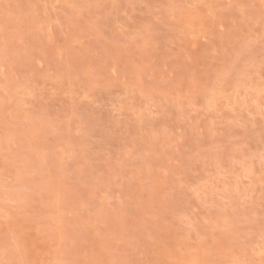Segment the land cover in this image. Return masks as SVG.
<instances>
[{
	"label": "rangeland",
	"instance_id": "374dc122",
	"mask_svg": "<svg viewBox=\"0 0 264 264\" xmlns=\"http://www.w3.org/2000/svg\"><path fill=\"white\" fill-rule=\"evenodd\" d=\"M0 264H264V0H0Z\"/></svg>",
	"mask_w": 264,
	"mask_h": 264
}]
</instances>
